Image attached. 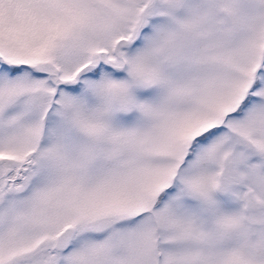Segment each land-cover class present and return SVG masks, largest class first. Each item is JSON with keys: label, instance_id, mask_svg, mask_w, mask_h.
I'll return each instance as SVG.
<instances>
[{"label": "snow or ice", "instance_id": "1", "mask_svg": "<svg viewBox=\"0 0 264 264\" xmlns=\"http://www.w3.org/2000/svg\"><path fill=\"white\" fill-rule=\"evenodd\" d=\"M0 264H264V0H0Z\"/></svg>", "mask_w": 264, "mask_h": 264}]
</instances>
